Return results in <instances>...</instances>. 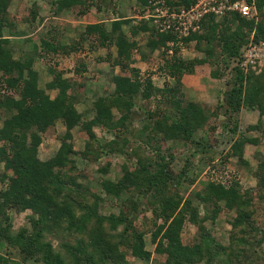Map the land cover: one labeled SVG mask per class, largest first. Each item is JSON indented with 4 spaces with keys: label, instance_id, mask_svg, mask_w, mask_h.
I'll list each match as a JSON object with an SVG mask.
<instances>
[{
    "label": "trees",
    "instance_id": "1",
    "mask_svg": "<svg viewBox=\"0 0 264 264\" xmlns=\"http://www.w3.org/2000/svg\"><path fill=\"white\" fill-rule=\"evenodd\" d=\"M45 1L55 16H68L67 26L86 14L98 17L103 9L113 5L111 0ZM136 1L142 7L150 4V0ZM158 1L176 10L188 9L195 2ZM246 2L251 4L252 1ZM253 2L256 14L252 20L229 12L216 23L214 17L208 15L202 21L201 31L185 38L173 31L161 33L151 27V21L139 18L142 10L130 18L115 13L116 18H111L108 25L101 21L87 24L68 44L62 42L60 26L47 23L43 38L26 39L36 46L33 54L23 51L15 58L14 49L18 46L11 43L10 38L25 34L15 30L14 18H8L10 1L0 0V264H131L120 245L129 249L134 258L149 261L152 254L146 250L145 239L149 232L146 224L140 223L148 220L147 212L151 213L153 227L149 241L154 254L162 258L164 264L202 261L213 264V258L225 248L211 237L203 223L208 219L214 221L222 212L234 211V226H242L253 214V199L238 182L231 185L209 182L192 198L183 199L178 191L181 185L195 182L186 177L193 167L189 161L194 154L190 152L187 163L180 172L174 173L175 153L166 144L171 141L188 149L193 147L195 153L210 149L208 136L207 142L204 139L200 142L194 134L204 126L214 130L216 125L213 121L210 125V119L224 117V128H229L236 138L221 164L228 165L231 158H237L238 166L249 168L244 160L245 147L264 143L261 120L264 116V66L259 72L251 68L245 72L236 63L241 59L242 46L264 44V0ZM33 9L30 11L32 20L37 15ZM258 15L261 19L256 22ZM125 26L129 27L128 34L123 29ZM139 34L146 35L145 48L151 53L164 50L158 73L166 80L171 79L172 86L165 82L160 89L150 76H141L140 70L131 66L135 63L134 52H138L135 38ZM85 44L91 50L115 48L116 56L112 61L108 53L106 58L98 60L106 64L111 61L109 69L105 70L108 78L111 75L105 95L89 90L92 88L84 77L89 68L82 60L72 70V78H65V73L58 69L63 57L82 54ZM190 47L196 48L203 57L183 60L181 51ZM169 50H172L171 56H168ZM36 59L47 66L50 80L44 88L39 83L40 75L34 70ZM231 63L235 65L229 66ZM205 64L211 67L212 78L225 81L222 99L212 110L195 102H185L181 92L183 77ZM115 67L120 69V74L110 73ZM96 79L93 75L90 81ZM47 91H54V97ZM94 95L97 97L92 101ZM157 96L161 98L162 108L147 110L142 128H133L136 99L148 101ZM78 105L84 107L82 112L77 109ZM244 111L257 112L258 120L244 133H238L239 117ZM57 122L65 129L60 145L51 158L42 161L38 157L42 134L49 132ZM77 127L84 139L81 152L76 151L72 143V130ZM96 129L103 135L109 134L111 139L102 142ZM252 131L258 136L245 134ZM77 157L97 165L100 175L110 172L111 160L130 162L135 159L136 163L121 164L115 180L101 178L97 182L99 192L91 195L93 201L89 203V194L78 182ZM104 158H107L105 164L100 165ZM208 161V167L216 168L214 161ZM253 171L258 188L264 189V161L260 160ZM261 198L264 199V194ZM106 204L117 206L119 213L100 215L99 210ZM199 205L205 211L202 217L198 214ZM27 211L32 213L30 230L13 229L10 214ZM186 223L198 230L192 243L182 239ZM49 235L64 236L59 250L47 239Z\"/></svg>",
    "mask_w": 264,
    "mask_h": 264
},
{
    "label": "rangeland",
    "instance_id": "2",
    "mask_svg": "<svg viewBox=\"0 0 264 264\" xmlns=\"http://www.w3.org/2000/svg\"><path fill=\"white\" fill-rule=\"evenodd\" d=\"M8 10V18L15 19L17 32H23L25 36H19L17 38H10V42L14 45H17L21 48L14 49V56L18 58L21 52H25L29 54L32 51V42L27 43L26 39H31L32 41H39L44 36V28L47 23L58 24L60 26V33L63 36L62 42L69 43V39L75 38L78 35L79 30L82 26L88 22L93 21H101L106 22L108 25L110 23L111 18H116L115 13L118 15L119 13L124 14L127 18L136 17L139 15L143 7L137 3L136 0H111L113 5L112 7L107 8V10L103 9L98 17H89L85 18L81 24H79V20H74L72 24L70 23L67 26L68 16L66 14H60L59 16H55L51 11V6L45 0H9ZM114 6V7H113ZM35 7L36 9H33ZM34 10L36 12L35 19L32 20L30 18V11ZM259 12V11H258ZM260 15V12H259ZM258 15L256 22H258L261 17ZM223 17L214 16V22L218 23L223 20ZM245 19V18H244ZM252 20V19H246ZM262 20L264 21V9L262 11ZM132 26V24H131ZM128 26H125L123 29L128 34ZM7 31H5V34ZM138 52L135 51V63L131 66L140 70L141 76L146 77L150 76L155 86H158L160 89L164 86L165 82L169 83L170 86L173 85L172 80H166L164 77H161L158 73L159 64H161L162 52L164 50L160 49L153 53H151L148 49L145 48L147 37L145 34H139L136 38ZM25 40V42L23 41ZM19 44V45H18ZM25 44V45H24ZM246 47L242 46L241 50ZM107 53L110 54L111 61L116 56L115 48L111 51H107L102 48L97 49H89L88 44H85L84 51L81 54L82 57L80 60L85 62L87 65L88 72L84 74V77L88 79L87 85L92 88L89 89L91 92L94 90H98L97 94L105 95L107 93L110 85V78L107 77L106 69H109V66L106 67V63L103 64L104 73H97L98 66L97 61L101 58H106ZM168 53V52H167ZM32 54V53H31ZM142 54V55H141ZM145 56V59L142 57ZM168 56H171L168 54ZM183 60L190 61L193 59L202 58L203 55L199 53L196 48L190 47L188 49H183L180 55ZM79 60V59H78ZM109 62V64L111 63ZM79 61H76V57H72L71 59H64L63 65L61 66L62 71L65 73L64 76L66 78H72L73 74L71 73L75 66H77ZM93 63V64H91ZM234 63L229 64V66H234ZM106 65V66H105ZM264 66V63L262 64ZM34 70L39 72L40 75V86L41 88L45 87V84L48 82L49 75L47 74V66L41 63L39 60H35ZM102 71V70H100ZM211 67L208 64L203 66H197L194 70V73L191 75H185L182 80V89L183 99L185 102H195L200 104L206 110L214 109L217 104L222 99V92L225 89V81L212 78L210 76ZM110 73L112 75L120 74V69L118 67L110 69ZM96 76L95 81H90L92 76ZM215 80V81H214ZM101 86V89H98V86ZM51 96H54V92H49ZM97 96H93L92 101L96 99ZM160 96L153 97L150 100H141L137 98L135 101L134 111L136 112L135 119L133 121V128H142V122L145 121V114L147 110H154L156 108H162ZM83 106L78 105L77 109L79 112L83 111ZM117 114V113H116ZM115 114V115H116ZM91 116V115H90ZM90 116H87L90 118ZM258 116V113L257 115ZM242 113L240 114V128L238 133H244V130L248 126H253L256 124V118H243ZM242 118V120H241ZM224 117H219L218 119H210V125L213 121L215 124V129L210 130L209 127L204 126L203 128L196 131L194 137L198 141H202L203 139L207 142V136L209 137V141L211 139V148H207L203 151L195 153L193 147L188 149V146L185 147L183 145H177L174 142H167L166 146L172 148V152L175 153V157L172 161V168L174 173L180 172L182 167L187 163L188 154L193 152L194 156L189 161L191 163L190 166L193 165L191 169L186 174V177L191 180L195 179L194 184H189L188 182H184L179 188V192L182 195L183 199H190L192 196L203 186H205L209 182H222L225 184H232V182H238L239 185L243 188L244 191H249L247 194L250 198L253 199V214L250 219L243 224L242 226L235 227L234 220L236 217V213L234 211L231 212H222L218 217L212 221L208 219L203 223V226L207 228V230L211 233V237L220 244L224 251L220 252V255L213 258V264H264V199L261 198V195L264 194V189L258 188L257 178L253 175V170H255L258 162L260 160L264 161V143L262 145L247 146L244 150V160L248 163L249 168L238 166L237 158H231L227 163L228 165L221 164L225 154L229 151L234 139L236 136L229 130V128H224ZM217 128V129H216ZM64 133V127L60 123H56L55 127L50 129L49 132L42 134V144L39 148L38 157L40 160L44 161L51 158L55 152L57 151L60 145V137ZM96 134L99 139L104 142L111 139L109 134L103 135L99 130L96 129ZM250 137L258 136L256 131H252L250 133H245ZM72 143L74 145V149L78 152L83 150L84 139L81 137L79 133V128H75L72 130ZM204 143V144H208ZM215 164L214 169L212 167L207 166V162L210 159ZM107 159V158H106ZM106 159L104 158L100 165H104ZM109 160V158H108ZM111 160V159H110ZM127 163L128 165H134L136 163L135 159H132L130 162L125 160H111V168L110 172L106 175H100L97 173V165H91L86 162V160L77 157V165L79 167L80 178L78 182L83 185L85 188L84 192L89 194V203L93 201L91 195L93 193H98V181L101 178H107L111 180H115L118 176V168L121 164ZM243 173H238L239 171ZM0 172H2V165H0ZM185 177V178H186ZM88 188H87V187ZM1 188V186H0ZM89 191H87V190ZM101 194V193H100ZM113 204H117L114 202ZM195 204L198 205V202L195 201ZM110 213L118 214L119 209L117 206L111 207V205L106 204L102 209L99 210L100 215H108ZM32 213L30 211L24 212L22 214L11 213L12 217V225L13 229L18 230L19 228H27L30 230V215ZM198 214L200 217L204 216L205 211L203 206L199 205ZM147 221H140V223L146 224L147 234L150 235V232L153 230L151 227V213L147 212ZM147 226V223H149ZM184 230L182 233V239L185 243H192L195 240V236L197 235V228L188 223L185 224ZM149 235H146V250L149 251L152 256L149 261H141L133 256L129 249L120 245V249L123 250L126 254V260L131 264H164L162 258L156 256L154 254V247L149 241ZM64 238V236L60 238H55L53 235H49L47 239L51 241L54 245V248L59 250L60 242ZM13 257V256H12ZM16 259L15 257H13ZM17 260V259H16ZM30 264H36L31 262ZM199 264H206L205 261L200 262Z\"/></svg>",
    "mask_w": 264,
    "mask_h": 264
},
{
    "label": "built area",
    "instance_id": "3",
    "mask_svg": "<svg viewBox=\"0 0 264 264\" xmlns=\"http://www.w3.org/2000/svg\"><path fill=\"white\" fill-rule=\"evenodd\" d=\"M248 4L246 0H195L194 5L188 9H172L164 6L158 0H150V4L144 6L140 19L151 21L150 26L161 33L173 31L180 37H188L191 33L200 32L202 21L208 15L225 16L229 12H237L242 18L253 19L256 14L254 0ZM172 46V43H168ZM172 54V50L168 51ZM241 59L237 65L247 72L248 68L259 72L264 63V44L250 43L241 50Z\"/></svg>",
    "mask_w": 264,
    "mask_h": 264
},
{
    "label": "crops",
    "instance_id": "4",
    "mask_svg": "<svg viewBox=\"0 0 264 264\" xmlns=\"http://www.w3.org/2000/svg\"><path fill=\"white\" fill-rule=\"evenodd\" d=\"M91 16V14H86L85 16H83V17H80V19H78L79 20V24H81V21L83 22V20H85V18H89ZM92 17V16H91ZM97 21H93V22H87L86 24H85V26L87 25V24H90V23H96ZM85 26H82L81 27V29L79 30V32L80 31H82L83 29H84V27ZM136 40V39H135ZM19 45V44H18ZM25 45V44H24ZM36 46H35V44H32V47H31V49H32V51H30L29 52V54H33V51H34V48H35ZM25 53V52H24ZM25 54H27V53H25ZM29 54H27V55H29ZM72 57H76V61H79L80 60V58L82 57V55L81 54H79V55H77V56H73V55H71V56H69V57H63L62 59H61V63H60V65L58 66V69H60V70H62L61 69V66L63 65V61H64V59H71ZM79 59V60H78ZM101 59H104V58H101ZM101 59H99V60H101ZM91 64H93V63H91ZM103 64H104V62L103 63H101V62H98L97 61V66H98V69L97 70H102V74L104 73L103 71H104V68H103ZM107 65V66H106ZM105 66L106 67H108L109 66V64H106ZM39 73V72H38ZM47 74H48V72H47ZM101 74V73H100ZM116 74V73H115ZM65 77V76H64ZM185 77V76H184ZM184 77H183V79H184ZM66 78V77H65ZM48 81L50 80V77L47 79ZM167 80H171V79H167ZM215 81V80H214ZM154 85H155V83H153ZM158 87V86H157ZM98 89H101V86L99 85L98 86ZM96 92H97V89L95 90ZM50 92H52V91H50ZM54 92V91H53ZM47 93H49L48 91H47ZM53 95H55V92H54V94ZM50 96H51V94H50ZM54 96H51V98H53ZM83 110H84V108H83ZM242 115L244 116L243 118H256L255 120H258V116H255V115H257V112H255V111H252V112H248V111H244V112H242ZM241 120H242V118H241ZM261 120H262V122L264 123V116L263 117H261ZM65 130V129H64Z\"/></svg>",
    "mask_w": 264,
    "mask_h": 264
}]
</instances>
